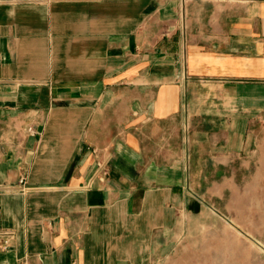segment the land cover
Instances as JSON below:
<instances>
[{
    "label": "crops",
    "instance_id": "0c3cea01",
    "mask_svg": "<svg viewBox=\"0 0 264 264\" xmlns=\"http://www.w3.org/2000/svg\"><path fill=\"white\" fill-rule=\"evenodd\" d=\"M191 174L264 229V0H0V264H149Z\"/></svg>",
    "mask_w": 264,
    "mask_h": 264
},
{
    "label": "rangeland",
    "instance_id": "374dc122",
    "mask_svg": "<svg viewBox=\"0 0 264 264\" xmlns=\"http://www.w3.org/2000/svg\"><path fill=\"white\" fill-rule=\"evenodd\" d=\"M203 170L207 171L203 176L210 178V165L205 164ZM198 176L191 174L187 183L200 194V202L187 198L188 211L181 214L180 226L172 232V245L165 252L156 248L149 264H264V229L250 222L253 214L247 212L248 203L244 206L242 196H233L226 183L201 181ZM241 176L242 170L237 177ZM237 183L242 188V182ZM259 208L251 204V209ZM255 215L258 218L259 212ZM246 217L251 227H243Z\"/></svg>",
    "mask_w": 264,
    "mask_h": 264
},
{
    "label": "built area",
    "instance_id": "2783aa9c",
    "mask_svg": "<svg viewBox=\"0 0 264 264\" xmlns=\"http://www.w3.org/2000/svg\"><path fill=\"white\" fill-rule=\"evenodd\" d=\"M27 131L32 132V128L28 127ZM108 173V165L105 159L98 158L96 160L95 164V170L93 172L92 178L97 179L101 182H104L106 179ZM22 179H20V182L22 183ZM0 237H1V242H2V247H7L10 243L11 238L13 237L12 231H3L0 232Z\"/></svg>",
    "mask_w": 264,
    "mask_h": 264
}]
</instances>
